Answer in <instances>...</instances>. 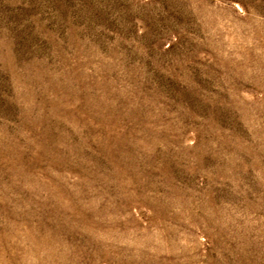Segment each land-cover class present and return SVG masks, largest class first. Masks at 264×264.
<instances>
[{
    "label": "rangeland",
    "instance_id": "obj_1",
    "mask_svg": "<svg viewBox=\"0 0 264 264\" xmlns=\"http://www.w3.org/2000/svg\"><path fill=\"white\" fill-rule=\"evenodd\" d=\"M0 264H264V0H0Z\"/></svg>",
    "mask_w": 264,
    "mask_h": 264
}]
</instances>
